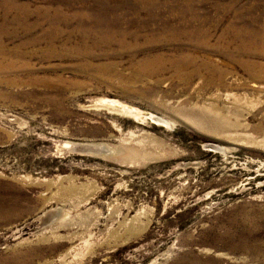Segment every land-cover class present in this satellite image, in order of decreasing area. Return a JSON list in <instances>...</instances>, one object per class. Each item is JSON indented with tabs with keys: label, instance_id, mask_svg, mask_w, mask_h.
<instances>
[{
	"label": "rangeland",
	"instance_id": "obj_1",
	"mask_svg": "<svg viewBox=\"0 0 264 264\" xmlns=\"http://www.w3.org/2000/svg\"><path fill=\"white\" fill-rule=\"evenodd\" d=\"M262 30L264 0H0V264H264Z\"/></svg>",
	"mask_w": 264,
	"mask_h": 264
},
{
	"label": "bare ground",
	"instance_id": "obj_2",
	"mask_svg": "<svg viewBox=\"0 0 264 264\" xmlns=\"http://www.w3.org/2000/svg\"><path fill=\"white\" fill-rule=\"evenodd\" d=\"M257 40H261V43L264 45V30L259 32V38Z\"/></svg>",
	"mask_w": 264,
	"mask_h": 264
}]
</instances>
